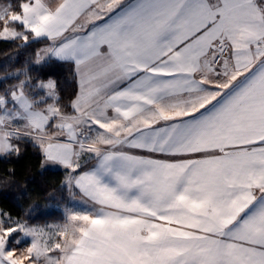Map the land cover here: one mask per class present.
Instances as JSON below:
<instances>
[{
	"label": "snow or ice",
	"instance_id": "6c2138e0",
	"mask_svg": "<svg viewBox=\"0 0 264 264\" xmlns=\"http://www.w3.org/2000/svg\"><path fill=\"white\" fill-rule=\"evenodd\" d=\"M0 264H264V0H0Z\"/></svg>",
	"mask_w": 264,
	"mask_h": 264
},
{
	"label": "trees",
	"instance_id": "16d2710c",
	"mask_svg": "<svg viewBox=\"0 0 264 264\" xmlns=\"http://www.w3.org/2000/svg\"><path fill=\"white\" fill-rule=\"evenodd\" d=\"M27 167H28V162H27V161H23V162H21L20 165H18V170H19L22 174H26ZM54 176H55V174H52V178H54ZM32 198H33V199H36L35 194H32ZM40 203L43 204L44 201L41 200Z\"/></svg>",
	"mask_w": 264,
	"mask_h": 264
}]
</instances>
